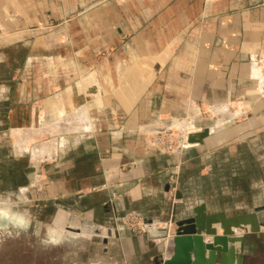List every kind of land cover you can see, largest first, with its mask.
Wrapping results in <instances>:
<instances>
[{
  "label": "crops",
  "instance_id": "0c3cea01",
  "mask_svg": "<svg viewBox=\"0 0 264 264\" xmlns=\"http://www.w3.org/2000/svg\"><path fill=\"white\" fill-rule=\"evenodd\" d=\"M0 21V264H152L173 207L264 205V0H0ZM190 111L203 140L145 143ZM236 234L264 264V226Z\"/></svg>",
  "mask_w": 264,
  "mask_h": 264
},
{
  "label": "water",
  "instance_id": "95a60500",
  "mask_svg": "<svg viewBox=\"0 0 264 264\" xmlns=\"http://www.w3.org/2000/svg\"><path fill=\"white\" fill-rule=\"evenodd\" d=\"M89 75L88 83L91 84L93 76ZM208 133V127H201L189 132L185 141L189 144L200 142ZM263 210L264 205H260L250 212L226 215L224 211L207 213L204 204H200L179 216L173 207L170 220L161 228L160 236L167 239V245L161 241L160 251L152 264H241L243 235L236 232L258 231L264 226V221L259 219ZM171 226L172 235H169ZM236 243L238 245H234Z\"/></svg>",
  "mask_w": 264,
  "mask_h": 264
},
{
  "label": "built area",
  "instance_id": "2783aa9c",
  "mask_svg": "<svg viewBox=\"0 0 264 264\" xmlns=\"http://www.w3.org/2000/svg\"><path fill=\"white\" fill-rule=\"evenodd\" d=\"M158 129V130H157ZM155 129L154 131H147L144 135V141L147 145L153 146L162 152H171L177 148H187L190 147L192 144H189L185 141L187 132L184 134L179 133L178 136H172L162 134L159 128ZM175 182L176 176L173 177L174 185L170 188L172 198L175 193ZM125 222L127 227L133 232H141L145 228V221L143 218L137 214L136 212H128L125 214ZM154 240H159V238H153Z\"/></svg>",
  "mask_w": 264,
  "mask_h": 264
},
{
  "label": "rangeland",
  "instance_id": "374dc122",
  "mask_svg": "<svg viewBox=\"0 0 264 264\" xmlns=\"http://www.w3.org/2000/svg\"><path fill=\"white\" fill-rule=\"evenodd\" d=\"M55 24H57V22H52V21H49V23L47 24V25H45V27H52V26H54ZM38 26L39 25H37V24H29V25H27V27L26 28H28V30H34V29H36V28H38ZM40 28H44L43 26H40ZM17 31H19V30H15V29H6L5 27H4V25L2 24V22L0 21V38H3V37H6V36H9V35H15L14 33H16ZM100 55H103V53H100ZM192 107H194V106H192ZM192 109V108H191ZM194 109H195V107H194ZM196 110H193V112H195ZM211 112V111H210ZM207 115H208V113L207 112H205ZM192 114V112L190 111V113L188 114V115H186L185 117V119H182V120H186L185 122L186 123H188L189 121V118H187V117H189L190 115ZM181 120V121H182ZM158 121H160L159 123L161 124V126H160V128H159V130L161 131V133L162 134H166V135H172V136H178L179 135V133H181L182 132V134L184 133V129L182 128L181 129V127L179 126H177V125H170V123H166L165 122V120L163 119V121H161V120H158ZM188 121V122H187ZM154 126V125H153ZM195 126H193V127H191V130L194 128ZM196 128V127H195ZM194 128V129H195ZM199 129V128H198ZM149 130H150V128H149ZM158 130V129H157ZM185 135V134H184ZM48 255H51L50 253L48 254ZM46 256V255H45Z\"/></svg>",
  "mask_w": 264,
  "mask_h": 264
},
{
  "label": "bare ground",
  "instance_id": "6f19581e",
  "mask_svg": "<svg viewBox=\"0 0 264 264\" xmlns=\"http://www.w3.org/2000/svg\"><path fill=\"white\" fill-rule=\"evenodd\" d=\"M186 120H184V121H173V123H172V125L174 126V125H177L178 127L180 126L181 127V129L183 128L184 129V133L183 134H185L186 132L187 133H189V132H193V131H198L199 129H201V128H193L192 130H191V127H188L187 125H189L188 123H186L185 122ZM188 122V121H187ZM193 127V126H192ZM152 128V127H151ZM174 201V200H173ZM0 209H2V208H0ZM1 211V210H0ZM2 213V212H1ZM6 214H7V212H6ZM3 216V215H2ZM5 218V217H4ZM237 231H239V230H237Z\"/></svg>",
  "mask_w": 264,
  "mask_h": 264
}]
</instances>
